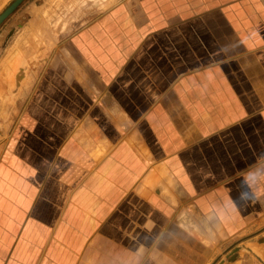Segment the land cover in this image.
Here are the masks:
<instances>
[{
	"label": "crops",
	"instance_id": "obj_1",
	"mask_svg": "<svg viewBox=\"0 0 264 264\" xmlns=\"http://www.w3.org/2000/svg\"><path fill=\"white\" fill-rule=\"evenodd\" d=\"M67 44L3 123L0 264H264V0H120Z\"/></svg>",
	"mask_w": 264,
	"mask_h": 264
},
{
	"label": "rangeland",
	"instance_id": "obj_2",
	"mask_svg": "<svg viewBox=\"0 0 264 264\" xmlns=\"http://www.w3.org/2000/svg\"><path fill=\"white\" fill-rule=\"evenodd\" d=\"M14 1L0 0V15ZM119 1L23 0L0 24V81L2 75L6 74L5 82H8L5 88L6 93L3 94L4 97L0 98V124L2 123L0 125V145L8 131L7 128L3 129V123L11 122L21 111L28 99L34 80L41 72L48 71L47 67L53 59L60 61L61 58L71 57L67 43L72 36L95 20L101 12ZM31 46L39 51L37 52L35 48L33 51ZM27 50L31 53H28ZM25 53L30 54L28 59ZM11 63L13 64L11 65ZM3 68L5 72H3ZM11 76L16 84H11L13 89L9 83ZM23 80L25 81L23 82ZM8 93H11V97Z\"/></svg>",
	"mask_w": 264,
	"mask_h": 264
},
{
	"label": "bare ground",
	"instance_id": "obj_3",
	"mask_svg": "<svg viewBox=\"0 0 264 264\" xmlns=\"http://www.w3.org/2000/svg\"><path fill=\"white\" fill-rule=\"evenodd\" d=\"M23 37V36H22ZM18 40V39H17ZM16 40V41H17ZM21 40V39H20ZM20 40H18V41H20ZM18 41H17V45H18ZM27 41V40H26ZM20 43V42H19ZM15 44H16V42H15ZM29 46H30V44H29ZM27 48V47H26ZM30 48H32V46L30 47ZM35 48V47H34ZM34 48H32L33 49V51H35L37 48H35V50H34ZM30 50V49H29ZM29 50H27V52L28 53H31V52H29ZM21 51H23V50H21ZM26 51V50H25ZM24 51V52H25ZM32 51V52H33ZM39 50L37 49V52H38ZM26 52V53H27ZM23 53V52H22ZM25 53V54H26ZM25 54H23L24 56H25ZM34 54V53H33ZM28 55H30V54H26V58L28 59ZM32 56V55H31ZM45 58V57H44ZM17 60V59H16ZM39 60V59H38ZM4 61V60H3ZM15 61V60H14ZM28 61V60H27ZM24 62V61H23ZM46 62V61H45ZM29 63H30V61H29ZM32 63H35V62H32ZM13 63H11V65H12ZM10 65V66H11ZM27 65V64H26ZM32 66H33V64H31ZM29 66V65H28ZM3 67V66H2ZM12 67V66H11ZM22 67V66H21ZM20 68V67H19ZM29 68V67H28ZM28 68H26L27 70H28ZM33 68V67H32ZM4 69V68H3ZM5 69H6V67H5ZM5 69H4V71L3 72H5ZM35 69V68H34ZM45 69H47V68H45ZM21 70V69H20ZM6 71H7V69H6ZM19 71V70H18ZM46 71V70H45ZM44 72V71H43ZM15 73V72H14ZM13 73V74H14ZM22 73V72H21ZM0 74H1V72H0ZM6 75V74H5ZM5 75H2V79H1V81H0V98H1V96H3V94H5L6 93V90H5V88H6V85L8 84V82H5L6 80V78H5ZM12 75V74H11ZM1 76V75H0ZM10 76V75H9ZM26 76V75H25ZM18 78V77H17ZM17 78H15L16 80H17ZM8 80V79H7ZM26 80V79H25ZM25 80H23V82L25 81ZM23 82H20V83H23ZM9 83H10V85L12 84L13 85V83H14V79L12 78V76L10 77V81H9ZM17 83V82H16ZM12 85H11V87H12ZM14 85H16L15 83H14ZM19 88H20V85H19ZM12 89H13V87H12ZM16 89V88H15ZM8 90V89H7ZM19 90V89H18ZM8 92V91H7ZM18 92V91H17ZM19 93V92H18ZM9 94V96L11 97V93H8ZM4 97V96H3ZM34 102V101H33ZM15 103V102H14ZM35 103V102H34ZM24 113V112H23ZM22 114V113H21ZM20 118V117H19ZM18 118V119H19ZM9 119V118H8ZM19 121H20V119H19ZM122 121V120H121ZM2 124V123H1ZM0 124V125H1ZM120 125H122V124H120ZM121 130H123V129H121ZM124 131V130H123ZM4 134V133H3ZM70 149V148H69ZM143 151H145V149L143 148ZM146 153H147V150L145 151ZM149 156V155H148ZM149 159H151L152 160V158L151 157H149ZM153 163H155V162H153ZM163 165V164H162ZM162 165H160V166H158L159 167V169L161 168V167H163V168H166V166L164 167V166H162ZM154 166H156V165H154ZM168 169V168H167ZM167 169H162L161 168V173L159 174V173H157V172H154V169L151 167V170H152V172H151V170H150V173H151V175L149 174V172L147 173V174H149L150 176V179H149V181L147 182L149 185H153V186H155L156 184L158 185L159 183L161 184V181L163 182V179H162V177L164 178L165 177V179L167 178L168 180L171 178L170 177V175L168 176V170ZM58 174V173H57ZM146 177V176H145ZM147 177H148V175H147ZM148 179V178H147ZM166 179V180H167ZM169 182V181H168ZM146 183V182H145ZM151 183V184H150ZM71 184V183H70ZM147 184V185H148ZM163 184H165V185H163V187H167L168 185H166V183H165V181H164V183ZM171 185V184H170ZM78 186V185H77ZM72 187V186H71ZM157 187V186H156ZM77 188V187H76ZM168 188V187H167ZM167 188H165L164 190H166ZM173 190V189H172ZM172 190H170V192H172ZM175 191V190H174ZM162 192V191H161ZM166 192V191H165ZM167 192H168V194H169V191L167 190ZM173 193V192H172ZM171 193V194H172ZM69 194V193H68ZM72 194H73V192H72ZM72 194H71V196H72ZM173 195V194H172ZM83 196V195H82ZM81 196V197H82ZM168 196V195H167ZM171 197V196H170ZM169 197V198H170ZM78 198H80V197H78ZM172 198H174L173 196H172ZM71 199V198H70ZM179 199V198H178ZM66 200V199H65ZM175 200V199H174ZM173 200V201H174ZM176 200H177V198H176ZM175 200V201H176ZM69 201V200H68ZM93 202V201H92ZM78 203V202H77ZM174 203H176V202H174ZM74 207V206H73ZM75 208V207H74ZM80 209V208H79ZM91 209V208H90ZM82 210V209H81ZM88 211H89V209H88ZM97 216V215H96ZM185 216H186V214H185ZM187 220V219H186ZM190 222H191V220H190ZM193 222V221H192ZM71 231V230H70ZM66 232V231H65ZM70 233V232H69ZM76 234V233H75ZM72 235H73V233H72ZM74 236V235H73ZM76 237V236H75ZM78 237V236H77ZM209 242V241H208ZM251 244V243H250ZM249 244V245H250ZM251 246V245H250ZM252 248H254V245H252L251 246ZM257 246H255V248H256ZM258 248H256L255 249V251L257 250ZM73 251V250H72ZM224 261V260H223ZM225 264V263H224Z\"/></svg>",
	"mask_w": 264,
	"mask_h": 264
},
{
	"label": "water",
	"instance_id": "obj_4",
	"mask_svg": "<svg viewBox=\"0 0 264 264\" xmlns=\"http://www.w3.org/2000/svg\"><path fill=\"white\" fill-rule=\"evenodd\" d=\"M23 2V0H15L1 15L0 24Z\"/></svg>",
	"mask_w": 264,
	"mask_h": 264
}]
</instances>
